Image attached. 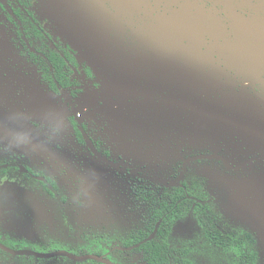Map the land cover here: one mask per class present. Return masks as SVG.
Returning <instances> with one entry per match:
<instances>
[{
	"label": "rangeland",
	"instance_id": "1",
	"mask_svg": "<svg viewBox=\"0 0 264 264\" xmlns=\"http://www.w3.org/2000/svg\"><path fill=\"white\" fill-rule=\"evenodd\" d=\"M34 2L49 46L87 64L101 99L87 84L69 98L50 92L0 12V194L33 199L0 211V243L51 254L0 249V264H139L118 246L151 228L145 197L178 185L198 207L173 223L169 244L191 264H264V0ZM70 102L91 116L77 122L82 141Z\"/></svg>",
	"mask_w": 264,
	"mask_h": 264
},
{
	"label": "trees",
	"instance_id": "2",
	"mask_svg": "<svg viewBox=\"0 0 264 264\" xmlns=\"http://www.w3.org/2000/svg\"><path fill=\"white\" fill-rule=\"evenodd\" d=\"M18 1L20 5H23L32 14V11L29 9L31 0ZM20 9L21 7H18V11ZM32 27L36 36L41 37L42 35L37 26L33 25ZM58 48L60 51L55 48L47 50L40 47L41 54L32 53L41 70L42 77L47 82L49 88L57 94L62 90L79 89L80 80L73 75L74 70L72 66H77L73 53L61 44H58ZM85 72L90 80L94 79L93 73L88 66H86ZM73 125H76L75 121ZM76 134L77 137H80L78 130H76ZM166 196H169V198ZM147 199L152 217L151 228L147 227L146 229L131 232L128 241H125L126 247L134 248L141 254L139 264H172L173 262L191 264L186 258L188 251L186 247L171 246L166 240L174 219L179 218L183 212L179 198L167 194L163 199L155 195H151ZM154 231L155 233L157 232L158 240L152 237ZM204 236L209 241L222 247L228 242L227 239H224L223 233L218 230L214 232L206 229L204 230ZM227 238L230 239V236L227 235Z\"/></svg>",
	"mask_w": 264,
	"mask_h": 264
},
{
	"label": "flooded vegetation",
	"instance_id": "3",
	"mask_svg": "<svg viewBox=\"0 0 264 264\" xmlns=\"http://www.w3.org/2000/svg\"><path fill=\"white\" fill-rule=\"evenodd\" d=\"M34 5H35L34 0H31V5H30L29 9H30V11H32V14H30V12L26 8H24L23 5H20L18 0H0V12L3 14L2 19L4 20V23H2V25L5 27V29L7 31H9V34H11V40H12L11 42H12V44L15 45L17 47V49H19V51H20V53L22 55L26 56L30 61H32L36 65L37 71H38L39 76H40V79H41V81L44 84H46V88L50 92H52L53 94H57V93H55L54 91H52L49 88L47 82L42 77L41 70H40V68L38 66V63L35 61L34 56L32 55V53H40L41 54L40 47H43L44 49H47V50H49V48L50 49L51 48H55V49L60 51V49L58 48V44H61L64 47H67L70 50L71 53H73V50L70 47H68L67 45L61 43L60 41H53L54 47H50L49 46L50 39H52V37L48 34V32H46L43 29L41 23L36 18L37 15H36L35 10H34ZM18 7H21L20 11H18ZM33 25H36L37 28L40 30V34L42 35L41 37L40 36H36L35 31H34V29L32 27ZM193 33L195 34L194 30L191 31V34H193ZM234 49H235V51L237 53H240L241 51H243V49H245V46L241 45L240 42H238V44L236 45V48H234ZM211 52H213V51H211ZM234 53H233V55L236 54V53L235 54ZM236 56H239V55L236 54ZM74 58H75V61L77 62V66H72V68L74 70L73 75L75 77H77V79L80 80V84H79V88L80 89H78V90H81L83 85L87 84V85L91 86L93 89H95L97 91L98 97L100 98L101 97L100 91H99V87L100 86L98 85L97 82L94 83L95 82L94 79L90 80V78H88L87 73L85 72L87 64L84 63V62H79L76 59V57H74ZM77 73H81V75L83 77L80 78L77 75ZM254 74L256 75V73H254ZM258 77H257V75L255 77L252 76V79H248V80L243 81V85L245 87L253 86V83L257 82L256 80H258ZM69 91H71V90H62L57 95L65 94L66 97L69 98L67 96V94H66ZM81 91L83 92V90H81ZM251 91L254 94L257 93L256 91H254V89H251ZM106 99H108V101H111L112 97L109 96V95H106ZM86 100H87V98H86ZM97 103L100 104V101L99 102L97 101ZM80 104L81 103H79V105ZM70 105H72L71 102H70ZM72 109H74L73 105H72ZM73 112H74V117L78 118L77 121L73 120V119L71 120L72 125H73L74 121L76 123V125H73L74 126L73 127L74 128L73 129L74 130V134H75V137H76L77 140L82 141V138H81L82 134H81V131L79 130V127L77 126V122L81 123V126L83 127V126L86 125V123L84 122V118H88L89 119L91 116H89L88 114L83 115V114H81L80 111H78V110L76 111L75 109L73 110ZM97 112L98 111H96V113ZM76 113H80V115L77 116ZM76 130L79 131L80 137H77ZM22 171L25 172V173H28L27 170L24 169V168L22 169ZM29 173H30V175L32 177H35L38 180L42 179L36 173H31V172H29ZM49 181L51 182V184L53 183V181H51L50 179H49ZM170 190H171L170 192H163L162 196L161 197L159 196V198L163 199L165 197V195H167V194L173 195V196L179 198L180 205L182 206V209H183V212H182L181 216H183L184 214L190 212L194 207H198V205L196 203H194L193 200L191 199L192 197L187 192L186 186L178 185V186L172 187V189H170ZM6 191H7V189H6ZM6 191H5V193H6ZM8 192L10 193V196H9L8 199H7V197H5V193L4 192H2L0 194V211L2 213H7V212H11V211H15V212L27 211V209L33 204L32 203L33 199H32L31 195L28 192H24L22 190H19L18 188H13L12 191H8ZM153 195L158 197L156 194H153ZM148 197H145V198H148ZM166 197L169 198V196H166ZM177 219L178 218H175L173 223ZM144 228L146 229L147 226H144V227H142L140 229H144ZM140 229H138V230H140ZM138 230H135V231H138ZM132 232H134V231H132ZM130 234L128 235L127 240L122 241L121 247L118 246L119 249H121V250H130V249H132V250L136 251L134 248H128L125 245V241H128L129 237L131 236ZM152 234H153L152 237H154V235H155V237L157 236V232L155 233V231ZM166 240H167V238H166ZM0 249L5 250V249H3L1 247H0ZM9 249H11V248H9ZM11 250H17V249H11ZM5 251H7V250H5ZM8 252H10V251H8ZM187 253H188V251H187ZM187 253H186V255H187ZM137 254H139L141 256V254L139 252H137ZM104 264H106V263H104Z\"/></svg>",
	"mask_w": 264,
	"mask_h": 264
},
{
	"label": "water",
	"instance_id": "4",
	"mask_svg": "<svg viewBox=\"0 0 264 264\" xmlns=\"http://www.w3.org/2000/svg\"><path fill=\"white\" fill-rule=\"evenodd\" d=\"M0 247L3 248V249H5V250H7V251H10L11 253H32V254L37 255V256H49V255H51V254L35 253V252L27 251V250H11L8 247L4 246L3 244H0ZM59 253L66 254V255H69V256L74 257V258H82V257H85V256H74V255H71V254L66 253V252H59ZM86 256H88V255H86ZM90 257L95 258V259H98L97 256H90ZM105 263L106 264H111L109 261H105Z\"/></svg>",
	"mask_w": 264,
	"mask_h": 264
},
{
	"label": "built area",
	"instance_id": "5",
	"mask_svg": "<svg viewBox=\"0 0 264 264\" xmlns=\"http://www.w3.org/2000/svg\"><path fill=\"white\" fill-rule=\"evenodd\" d=\"M76 115H77V116H79V115H80V113H76Z\"/></svg>",
	"mask_w": 264,
	"mask_h": 264
}]
</instances>
